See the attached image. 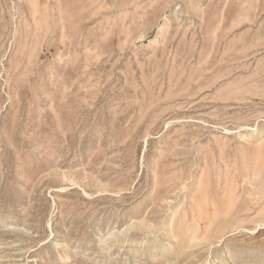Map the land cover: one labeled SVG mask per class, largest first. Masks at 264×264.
Wrapping results in <instances>:
<instances>
[{
  "label": "rangeland",
  "instance_id": "374dc122",
  "mask_svg": "<svg viewBox=\"0 0 264 264\" xmlns=\"http://www.w3.org/2000/svg\"><path fill=\"white\" fill-rule=\"evenodd\" d=\"M0 264H264V0H0Z\"/></svg>",
  "mask_w": 264,
  "mask_h": 264
}]
</instances>
